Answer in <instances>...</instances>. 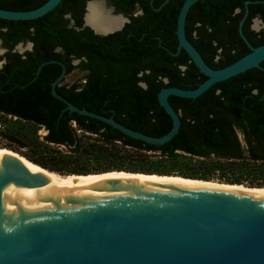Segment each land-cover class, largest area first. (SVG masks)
<instances>
[{"label":"trees","instance_id":"1","mask_svg":"<svg viewBox=\"0 0 264 264\" xmlns=\"http://www.w3.org/2000/svg\"><path fill=\"white\" fill-rule=\"evenodd\" d=\"M45 1L0 0V8L30 10ZM85 1L60 0L35 19L0 18L1 45L7 48L0 56L5 59L0 68V148L56 173L124 170L264 187L261 69L250 68L214 83L195 98L170 95L180 126L159 145L65 109L51 93L61 66L46 63L36 74L43 61H62L65 75L75 69L82 72L78 80L64 83L62 78L56 85L57 93L71 103L152 136L171 127L158 102L159 90L195 88L206 78L183 49L171 54L177 51L176 21L184 0L163 5L164 0H110L125 14L136 9L142 13L107 35L82 26ZM245 1L197 0L190 6L185 34L209 66L221 68L249 51L238 31L246 9L244 35L254 46L264 42V29L251 27L255 17L264 23V0ZM20 41H31L32 48L13 51ZM40 129L45 133L39 134Z\"/></svg>","mask_w":264,"mask_h":264},{"label":"water","instance_id":"2","mask_svg":"<svg viewBox=\"0 0 264 264\" xmlns=\"http://www.w3.org/2000/svg\"><path fill=\"white\" fill-rule=\"evenodd\" d=\"M91 1L85 3L82 26L95 34L113 33L129 22V17L110 6L122 22L114 30L96 32L85 22ZM196 1L184 0L180 6L177 51L171 54L183 49L206 78L195 88L164 86L159 90L158 102L171 119L170 129L160 136L78 107L57 93L56 85L66 72L62 61H43L36 74L43 64H59L61 72L51 83V93L66 104L65 109L97 118L132 138L163 144L180 126V114L169 102L170 95L195 98L212 84L247 69L264 71V42L254 46L242 31L247 9L238 31L249 51L221 68L205 62L185 34L186 15ZM59 2L46 0L30 10L0 8V18L35 19ZM141 13L138 10L134 16ZM255 21L254 30L264 29L259 17ZM1 43L0 39V55L7 51ZM31 48V41H20L12 50L23 53ZM4 62L0 59V68ZM0 149L4 150L0 153V264H264V189H251L260 187L233 188L242 184L215 185L142 174L55 173L27 162L18 152Z\"/></svg>","mask_w":264,"mask_h":264},{"label":"bare ground","instance_id":"3","mask_svg":"<svg viewBox=\"0 0 264 264\" xmlns=\"http://www.w3.org/2000/svg\"><path fill=\"white\" fill-rule=\"evenodd\" d=\"M85 22L89 24L96 32H106L111 31L120 25L122 22V18L119 16H114L111 12V8H109L106 3L103 0H93L87 4V10L85 14ZM255 27H258V22L255 21L253 24ZM1 52V50H0ZM3 149H0V153L3 152ZM27 161V160H25ZM29 163L34 164L33 162L27 161ZM36 165V164H34ZM38 166V165H36ZM47 170V169H45ZM49 171V170H48ZM56 173V172H55ZM103 174H142V175H152V176H162V177H171V178H180V179H186L191 181H197V182H203V183H209V184H215L217 185V181H209L205 182L200 179H192L187 177H182L179 175H164V174H145L142 172H128V171H108L103 173H90L86 175H103ZM75 175H83V174H75ZM221 186H227L220 184ZM233 188H244V185L239 186H230ZM251 189H264V187L260 188H251Z\"/></svg>","mask_w":264,"mask_h":264},{"label":"rangeland","instance_id":"4","mask_svg":"<svg viewBox=\"0 0 264 264\" xmlns=\"http://www.w3.org/2000/svg\"><path fill=\"white\" fill-rule=\"evenodd\" d=\"M105 2H107L106 0H104ZM107 5H108V3H107ZM109 7H110V5H108ZM253 22H252V24H251V27L253 26ZM3 55V54H2ZM2 55H0V56H2ZM0 59H2V58H0ZM81 75H82V72H80L78 69H75V70H73L71 73H69V74H66L64 77H63V82L64 83H72L73 81H75V80H78L80 77H81ZM45 132H44V130L43 129H40L39 130V134H44ZM218 182V181H217Z\"/></svg>","mask_w":264,"mask_h":264},{"label":"flooded vegetation","instance_id":"5","mask_svg":"<svg viewBox=\"0 0 264 264\" xmlns=\"http://www.w3.org/2000/svg\"><path fill=\"white\" fill-rule=\"evenodd\" d=\"M87 1V0H86ZM86 1H85V3H86ZM104 1V0H103ZM107 2H105L106 3V5H107V3H108V5H110V6H113L112 4H111V2H110V0H106ZM85 3H84V7H85ZM107 5V6H108ZM109 7V6H108ZM114 7V6H113ZM110 8V7H109ZM138 10H141V9H136L134 12H132L130 15L129 14H125V13H123V12H121V11H118L115 7H114V11L115 12H120V13H122L123 15H125V16H127V17H129V22L131 21V16H134V13L136 12V11H138ZM114 15V14H113ZM139 15V14H138ZM114 16H119V15H114ZM135 16H137V15H135ZM119 17H121V16H119ZM129 22H127V23H129ZM126 23V24H127Z\"/></svg>","mask_w":264,"mask_h":264},{"label":"built area","instance_id":"6","mask_svg":"<svg viewBox=\"0 0 264 264\" xmlns=\"http://www.w3.org/2000/svg\"><path fill=\"white\" fill-rule=\"evenodd\" d=\"M45 132V131H44Z\"/></svg>","mask_w":264,"mask_h":264}]
</instances>
